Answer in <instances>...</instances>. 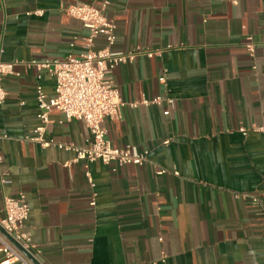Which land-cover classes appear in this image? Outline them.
<instances>
[{
	"label": "crops",
	"instance_id": "1",
	"mask_svg": "<svg viewBox=\"0 0 264 264\" xmlns=\"http://www.w3.org/2000/svg\"><path fill=\"white\" fill-rule=\"evenodd\" d=\"M91 2L116 25L112 51H162L110 75L125 105L106 137L148 151L142 165L72 162L58 145L91 133L58 110L51 144L29 139L36 87L55 94L34 62L86 51L88 31L63 7ZM0 37L2 60L15 62L2 80L0 221L5 198L23 194L34 264H264V131L238 130L264 125V0H0ZM106 45L100 35L94 47Z\"/></svg>",
	"mask_w": 264,
	"mask_h": 264
},
{
	"label": "built area",
	"instance_id": "2",
	"mask_svg": "<svg viewBox=\"0 0 264 264\" xmlns=\"http://www.w3.org/2000/svg\"><path fill=\"white\" fill-rule=\"evenodd\" d=\"M106 3L98 5L96 2L70 4L63 7V11L69 16L78 19L83 29L88 34L83 38L86 51L79 55H68L64 59H54L44 62H34L38 68L47 69L55 79V94L48 98L41 85L36 87V100L39 107L38 118L40 125L36 127L35 136L31 141L40 143L46 147L51 144L46 140L47 125L50 122V114L58 110L67 119H79L85 122L91 133V140L82 145L73 143L59 144V148L73 150L75 156L72 162L78 161H101L104 164L116 163L119 166L134 164L142 165L147 161L148 151L137 152L133 147L124 148L113 145L106 137L104 121L106 118L116 120L121 118V109L125 102L121 98L120 91L114 81L110 78L113 70L120 64L131 62L135 57L143 53L148 57L160 55L161 50L136 49L130 52H115L111 46L115 42V23L105 15ZM103 35L107 45L103 48H95V40ZM248 50L254 53L252 43ZM4 53L2 37H0V104L4 103L7 92L2 85L6 75L14 73L15 62L2 60ZM161 98L152 101L143 100L148 105L160 104ZM172 104L173 99H168ZM132 106L137 103H131ZM169 110L164 114L168 115ZM243 135L250 131L263 132L264 125H254L250 129L240 127L238 129ZM0 135V141L6 138ZM169 141H165L167 144ZM1 161V156H0ZM166 169H159L158 174L165 173ZM175 174H178L176 171ZM89 184L94 187V181L88 169L85 171ZM253 201L260 204L257 197ZM92 204H95L92 201ZM5 217L0 221L4 234L0 233V261L10 264H34L26 252L33 255L34 245L30 236L25 231L26 221L29 216L30 207L22 194L19 197H6L4 200Z\"/></svg>",
	"mask_w": 264,
	"mask_h": 264
},
{
	"label": "water",
	"instance_id": "3",
	"mask_svg": "<svg viewBox=\"0 0 264 264\" xmlns=\"http://www.w3.org/2000/svg\"><path fill=\"white\" fill-rule=\"evenodd\" d=\"M26 254L28 255V257H30L31 259H32V257H31V255L30 254H28L27 252H26ZM34 261V260H33ZM35 262V261H34ZM36 264H38V263H36Z\"/></svg>",
	"mask_w": 264,
	"mask_h": 264
}]
</instances>
